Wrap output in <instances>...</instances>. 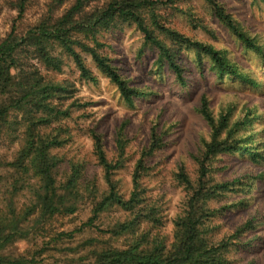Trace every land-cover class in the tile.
Masks as SVG:
<instances>
[{
    "label": "rangeland",
    "instance_id": "obj_1",
    "mask_svg": "<svg viewBox=\"0 0 264 264\" xmlns=\"http://www.w3.org/2000/svg\"><path fill=\"white\" fill-rule=\"evenodd\" d=\"M112 0H91L88 9L102 7ZM248 34L253 44L260 48L254 51L230 32L215 16L205 0H175L156 11L163 26L176 31L192 41H199L223 51L229 62L225 71L211 61L206 53L189 50L188 45L169 40L159 31L157 36L168 47L181 55L177 63L182 69V78L160 61L159 51L145 45V35L130 23L119 22L115 29L99 32L93 36L77 35L76 39L103 56L109 58L123 77L132 78L130 87L134 91L153 93L139 97L124 93L120 87L105 76L97 67L92 55L79 44L75 51L91 72V79L83 76L79 65L64 49L55 47L52 54L62 62L61 69L50 68L35 60L32 64L51 84L61 85V91L53 104L68 117L54 123L52 128L67 131L66 144L53 150L62 160L59 180L64 182L71 173V163H80L85 180L99 188L108 189L104 173L95 156V141L92 132L103 138L108 158H119L117 135L122 130L126 148L123 167L114 173L121 194L130 197L133 190V175L138 162L148 151L152 134L163 139V147L145 159L146 171L140 179L146 190L149 205L161 210L163 226L159 231L173 240V220L180 213L185 192L176 180L179 169L187 171L197 180L199 163L203 153V141L210 140L213 130L207 121L209 114L215 123L228 118L229 127L237 126L234 138L237 147L243 148L232 157L221 156L213 161L214 182H233L234 193H225L222 199L210 202L212 208L239 205L233 215H221L216 222L223 225V234L231 232L233 225L252 220L260 226L246 234L241 245L229 252L236 264H264V0H217ZM50 0H35L20 25V29L35 24L46 12ZM69 0L57 13L62 16L73 5ZM7 0H0V41L10 33L17 12L9 7ZM150 16V15H149ZM245 78L248 81L245 82ZM134 103H131V100ZM22 116L11 117L16 121L15 129L0 136V206L5 207L10 196L13 173L6 163L12 162L20 149L23 127ZM49 130V129H48ZM240 143V144H239ZM84 189V188H82ZM84 192V191H82ZM29 190L19 191L13 202L20 209L31 204ZM94 203L85 199L75 214L55 221L53 230L72 233L93 218ZM226 214V213H225ZM128 213L118 208L104 212L94 226L76 233L72 240L62 242L58 249H51L41 258L46 264H88V240H97L94 246L104 245L124 249L132 242L129 234L118 238L104 234L118 222L124 221ZM232 218V225L226 222ZM226 222V223H225ZM250 243L257 247L249 251ZM33 242H17L7 253L20 255ZM80 246V247H79ZM70 248V249H69ZM77 249V250H76Z\"/></svg>",
    "mask_w": 264,
    "mask_h": 264
},
{
    "label": "trees",
    "instance_id": "obj_2",
    "mask_svg": "<svg viewBox=\"0 0 264 264\" xmlns=\"http://www.w3.org/2000/svg\"><path fill=\"white\" fill-rule=\"evenodd\" d=\"M7 1L9 7L17 12V18L10 33L0 41V136L10 129L16 130L17 122L12 121L11 117L19 115L22 116L19 125L23 127V136L14 160L6 163V167L12 170L13 183L12 189L4 195L10 196L7 205L3 208L0 206V264H46V258H41L46 252L58 249L65 240H72L76 233L93 227L94 222L111 208H118L128 215L114 229L103 233L115 238L129 234L132 242L127 248L119 249L106 245L99 248L94 246L97 240H88L80 245L87 247L85 249L90 255L87 260L91 259L88 264H236L237 260L230 258L229 252L240 246L245 235L255 231L260 222L254 226L252 220H248L233 225L231 232L223 234V225L216 222L221 215H234L241 204L219 208L210 205V202L222 199L225 193H234V186L239 182L212 180L214 159L232 157L243 149L237 147L234 138L237 126L230 129L227 116L215 123L205 112L213 135L210 140L203 141V155L196 159L199 163L197 180L190 178L183 168L176 174V180L185 192V200L180 213L173 220L174 235L170 242L159 231L163 226L161 210L149 205L146 190L140 182L146 171L145 159L162 149V137L152 134L150 148L134 172V187L129 198L121 194L114 180V173L123 167L126 142L122 130L117 135L119 158L113 161L108 158L102 136L92 132L95 156L108 187L106 191L100 193L96 185L86 180L82 187L84 166L80 163L72 162L71 173L61 182L59 172L63 160L53 150L66 144L64 136L67 131L52 126L68 117L69 113L59 110L53 104V99L66 89L46 81L32 64L37 60L60 70L62 62L52 54L57 46L74 57L83 76L91 79L90 70L74 49L79 44L92 55L101 72L124 93L148 97L153 93L134 91L130 87L132 78L123 77L109 58L79 42L77 35L93 36L98 44L95 37L99 32L115 29L119 22L133 24L145 35V45L158 50L160 61L167 63L180 78L183 73L177 59L181 53L170 49L164 39L157 36V31L169 40L188 45L189 50L206 53L220 72L230 67L224 52L185 38L161 24L156 11L175 0H112L102 7L91 9H88L91 0H75L62 16L57 13L69 0H50L40 19L22 30L20 25L35 0ZM205 1L230 32L254 51H260L222 4L217 0ZM130 100L134 103V100ZM24 190H29L32 201L18 209L13 200L19 191ZM85 199L94 203V216L88 223L72 233L53 230L56 220L75 214ZM226 222L232 225L233 219L228 218ZM23 241L33 242V245L18 256L7 253L17 242ZM256 245H247L249 251L255 249Z\"/></svg>",
    "mask_w": 264,
    "mask_h": 264
}]
</instances>
